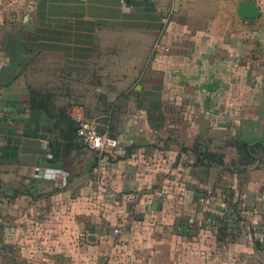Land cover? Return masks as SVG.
Returning <instances> with one entry per match:
<instances>
[{"label": "crops", "instance_id": "obj_1", "mask_svg": "<svg viewBox=\"0 0 264 264\" xmlns=\"http://www.w3.org/2000/svg\"><path fill=\"white\" fill-rule=\"evenodd\" d=\"M240 3L0 0V264H264V13Z\"/></svg>", "mask_w": 264, "mask_h": 264}, {"label": "built area", "instance_id": "obj_2", "mask_svg": "<svg viewBox=\"0 0 264 264\" xmlns=\"http://www.w3.org/2000/svg\"><path fill=\"white\" fill-rule=\"evenodd\" d=\"M238 2L251 1L254 2L264 13V0H237ZM169 17L165 18V22H168ZM156 48L167 51L165 46L160 44L156 45ZM75 122L78 125V134L87 146V148L94 153L103 154L108 151L115 150L120 142L117 138L112 137L108 131H101L97 124L85 117L83 112L76 113L74 117ZM118 233V231H116Z\"/></svg>", "mask_w": 264, "mask_h": 264}, {"label": "trees", "instance_id": "obj_3", "mask_svg": "<svg viewBox=\"0 0 264 264\" xmlns=\"http://www.w3.org/2000/svg\"><path fill=\"white\" fill-rule=\"evenodd\" d=\"M40 99H44V100L42 102H40ZM30 107H31V109H35V110L36 109L46 110L50 113L51 116H53V113L50 111V108L51 109L53 108V102H52L51 98L41 97L40 93L37 90L32 91ZM62 114H63L62 117H59V120L56 122V126L58 128H60L62 131H64V129H65L67 132L72 133V134L74 133V135H76V137L77 136L79 137L78 125L75 122V120L71 116L64 115V111L62 112ZM100 130L105 131L102 129H100ZM205 157L207 159H209L211 164H213L214 160H216V158L213 155L207 154V155H205Z\"/></svg>", "mask_w": 264, "mask_h": 264}, {"label": "water", "instance_id": "obj_4", "mask_svg": "<svg viewBox=\"0 0 264 264\" xmlns=\"http://www.w3.org/2000/svg\"><path fill=\"white\" fill-rule=\"evenodd\" d=\"M239 15L244 19L255 20L261 17L260 8L251 1L241 2L238 6ZM24 64L17 66V71L23 68Z\"/></svg>", "mask_w": 264, "mask_h": 264}]
</instances>
